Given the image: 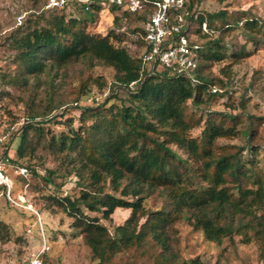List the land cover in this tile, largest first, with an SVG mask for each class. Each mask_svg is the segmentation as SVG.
I'll use <instances>...</instances> for the list:
<instances>
[{"label":"trees","instance_id":"1","mask_svg":"<svg viewBox=\"0 0 264 264\" xmlns=\"http://www.w3.org/2000/svg\"><path fill=\"white\" fill-rule=\"evenodd\" d=\"M202 1L188 3L196 15L189 18L190 32L200 41L194 83L164 68L141 78L138 49L143 42L135 33L142 31L138 23L144 15L105 7L101 0L87 10L76 2L44 9L25 21V29L5 38L13 68L1 75L6 86L26 88L30 77L77 62L114 72L110 82L103 76L80 78L64 99L51 93L43 108L25 117L11 160L30 159L40 147L71 166L65 178L74 176L78 197L47 199L72 220L70 226L90 250L91 264H176L169 232L181 219L211 242L237 237L242 244L254 243L264 264V116L206 109L229 94L232 68L264 51V25L249 11L207 13L199 9ZM104 11L111 26L99 33ZM238 30L248 32L243 44L233 38ZM217 65L221 77L212 73ZM103 94V101L95 102ZM89 97L93 101L85 104ZM54 125L62 129L55 131ZM197 128L199 134L192 136ZM236 138L243 145L221 142ZM44 171L43 181L55 184L56 171ZM156 191L164 204L151 210L144 201ZM116 209L130 214L110 231L100 219L109 220ZM5 229L0 223V233Z\"/></svg>","mask_w":264,"mask_h":264},{"label":"rangeland","instance_id":"2","mask_svg":"<svg viewBox=\"0 0 264 264\" xmlns=\"http://www.w3.org/2000/svg\"><path fill=\"white\" fill-rule=\"evenodd\" d=\"M50 0H0V171L7 178L9 190L0 185V223L6 226V232L0 233V264H24L28 258L42 250L45 264H91L89 248L83 243L78 231L70 225L72 220L62 208L54 205L47 196L78 197L80 187L75 184L74 176L66 179L71 166L59 163L47 149L37 148L28 159L17 160L15 151L19 133L25 124V117L34 109L39 111L46 104L50 94L68 97L71 89L78 85L80 78L103 76L107 82L113 79L111 68L96 64L89 68L87 64L77 62L63 69H51L47 74L30 77L25 88L6 86L1 80L4 72H13L9 65L12 51L7 47L6 37L12 31L25 29V21L34 14L41 13ZM227 8L228 11H249L264 25V0H203L199 9L213 13ZM67 11V10H66ZM111 26L107 11L101 15L97 32L105 33ZM264 30V27H262ZM233 35L237 44L245 43L248 32L236 31ZM125 41L131 36L123 34ZM252 44L247 50L253 51ZM221 65L213 67L212 73L221 77ZM157 70H160L158 66ZM233 77L229 94L206 106L211 111H225L232 114L243 112L257 117L264 116V51L259 50L232 68ZM120 96L123 93H119ZM105 94L98 99L103 101ZM63 98V99H64ZM244 101V109L240 102ZM85 104H90L87 100ZM54 113H58L54 112ZM53 129L59 131L60 125ZM200 129H194L192 136H197ZM264 133V126L261 128ZM230 145H243L241 138L222 140ZM259 142V141H258ZM175 149V148H174ZM178 154L180 150L175 149ZM7 152L4 157L3 152ZM30 169L34 170L33 173ZM44 170H55V184L45 183ZM63 174V176H61ZM9 191V192H8ZM145 206L151 210L160 209L164 199L160 191L153 192L145 199ZM166 210L167 206L164 207ZM130 210L116 209L109 220L100 219L110 231L123 224ZM89 215H92L89 213ZM99 217V214H96ZM177 251L176 264H190L198 260L200 264H259L258 251L254 243L242 244L237 237L231 242L223 239L221 243L208 241L203 233L194 229L187 220L174 223L169 232ZM141 259L140 262H144Z\"/></svg>","mask_w":264,"mask_h":264},{"label":"built area","instance_id":"3","mask_svg":"<svg viewBox=\"0 0 264 264\" xmlns=\"http://www.w3.org/2000/svg\"><path fill=\"white\" fill-rule=\"evenodd\" d=\"M94 1L96 0H50L46 8H61L66 2H76L83 4L87 10L88 5ZM101 3L105 7L116 6L120 12L144 15V20L138 23L142 31L135 33V37L143 42L138 49L141 78L153 75L160 66V69H167L174 76L188 78L192 83L196 81L200 41L190 32L189 18L195 19L196 15L193 16L188 9L189 0H101ZM201 29L206 32V25L202 24ZM140 79L130 83L129 89L138 85ZM86 100L91 103L93 98ZM94 100L98 101L97 98ZM0 185H4L7 190L10 188L1 171ZM44 249L45 247L28 258L25 264H43Z\"/></svg>","mask_w":264,"mask_h":264}]
</instances>
